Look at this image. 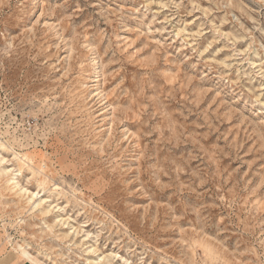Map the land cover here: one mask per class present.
I'll return each mask as SVG.
<instances>
[{
	"label": "rangeland",
	"instance_id": "obj_1",
	"mask_svg": "<svg viewBox=\"0 0 264 264\" xmlns=\"http://www.w3.org/2000/svg\"><path fill=\"white\" fill-rule=\"evenodd\" d=\"M0 264H264V0H0Z\"/></svg>",
	"mask_w": 264,
	"mask_h": 264
},
{
	"label": "bare ground",
	"instance_id": "obj_2",
	"mask_svg": "<svg viewBox=\"0 0 264 264\" xmlns=\"http://www.w3.org/2000/svg\"><path fill=\"white\" fill-rule=\"evenodd\" d=\"M2 147V146H1ZM19 154V153H18ZM2 158H3V156H2ZM5 160V159H4ZM29 160H31L30 158H29ZM7 162V161H6ZM11 166V165H10ZM2 168V167H1ZM6 168V167H5ZM16 168V167H15ZM8 169V168H7ZM14 169V168H13ZM10 170V169H9ZM6 171V170H5ZM16 171V170H15ZM14 171V172H15ZM17 176V175H16ZM10 179V178H9ZM11 180V179H10ZM17 184V183H16ZM22 187V186H21ZM22 189V188H21ZM34 193V192H33ZM38 195V194H37ZM41 199V198H40ZM40 201V200H39ZM22 246V245H21ZM19 247V246H18ZM19 252V251H18ZM22 252H23V255L24 256H26V257H29V254H28V252L27 251H25V250H22ZM33 256V255H32Z\"/></svg>",
	"mask_w": 264,
	"mask_h": 264
}]
</instances>
